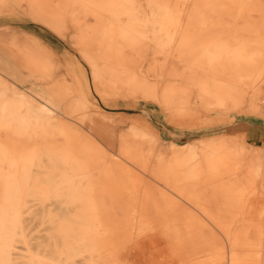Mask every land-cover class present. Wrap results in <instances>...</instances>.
I'll return each instance as SVG.
<instances>
[{
	"label": "bare ground",
	"instance_id": "1",
	"mask_svg": "<svg viewBox=\"0 0 264 264\" xmlns=\"http://www.w3.org/2000/svg\"><path fill=\"white\" fill-rule=\"evenodd\" d=\"M249 1L0 0V11L24 7L63 36L72 16V37L104 97L170 107L197 90L206 105L229 107L244 105L252 83L256 110L264 102V37L215 29L218 6L246 19ZM145 42L158 59L153 79L137 59ZM18 48L10 45L0 65V264H215V197L234 218L251 177L264 172L260 155L244 170L249 141L200 138L172 143V158H153L150 126L135 122L116 149L104 140L113 134L101 130L105 113L90 105L87 73L68 64L74 83L57 78L51 53L27 61L26 78L38 84L25 90ZM254 151L262 154L264 143ZM246 219L238 221L249 234Z\"/></svg>",
	"mask_w": 264,
	"mask_h": 264
},
{
	"label": "rangeland",
	"instance_id": "2",
	"mask_svg": "<svg viewBox=\"0 0 264 264\" xmlns=\"http://www.w3.org/2000/svg\"><path fill=\"white\" fill-rule=\"evenodd\" d=\"M248 3V7L253 9L247 12L246 19L240 18L236 13L222 11V8L218 6L220 21L215 29L222 32L240 31L251 38L256 35L264 37V0H251ZM210 16L217 22V14H210ZM66 20L69 27L67 34L63 36L47 24L36 20L24 7L0 11V43L2 45L0 46V65L5 66L3 59L8 56L6 52L10 45L21 46L22 49L18 48L19 53L27 65H21L19 68L23 75L19 85L25 90L32 89L38 84L35 79L26 78L25 74L33 71L27 61L35 59L40 61L52 53L60 63L55 75L69 84H73L74 79L70 72L68 73L67 65L81 67L82 71L87 73L89 80L87 97L90 99V105L105 113L101 117L99 115L103 125L101 130H112L113 133L112 135L103 133L104 140L109 141L114 148L120 147V134L123 131L129 132V126L135 122L150 126L156 153L153 158L161 153L166 159L172 158L175 153L172 143L200 144L202 143L198 141L200 138L206 142L209 139H219L229 135H239L247 139L243 127L250 122L261 124L264 130V102H261L258 109H250L254 100L252 83L247 86L244 105L229 107L220 106L216 102L212 106L206 105L197 90L178 94L170 107H164L157 100L142 96L108 95L104 97L98 92L91 68L72 37L76 32L78 33L79 29L73 23L72 16H67ZM249 24H252V27H249ZM137 59L143 62L144 73L150 74L149 77L153 79L156 71L154 67L158 61L153 45L145 42ZM249 143L251 145L247 150L244 170L247 166L256 164L258 155L264 160V152L257 154L254 151L263 145L264 138L260 142L249 141ZM149 147L146 143L145 148ZM245 174L246 171L239 177L245 178ZM251 178V187L245 193L244 201L235 208L237 212L234 218L227 213L226 207L221 204V199L215 197L217 219L215 221V264H264V172L260 176ZM226 183H228L227 180L222 179L218 185L221 187ZM241 216L247 218L249 234H245V230L238 221ZM224 227L227 228L226 234L223 232ZM229 242L237 245L236 248L231 250ZM244 242H248L247 248H240V243Z\"/></svg>",
	"mask_w": 264,
	"mask_h": 264
},
{
	"label": "crops",
	"instance_id": "3",
	"mask_svg": "<svg viewBox=\"0 0 264 264\" xmlns=\"http://www.w3.org/2000/svg\"><path fill=\"white\" fill-rule=\"evenodd\" d=\"M243 128L250 142H260L264 138L263 126L257 122L247 123Z\"/></svg>",
	"mask_w": 264,
	"mask_h": 264
}]
</instances>
